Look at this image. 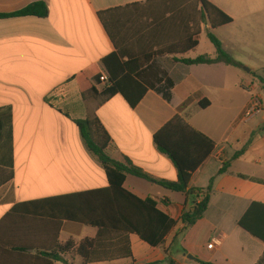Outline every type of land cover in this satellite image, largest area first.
Returning <instances> with one entry per match:
<instances>
[{
    "label": "crops",
    "instance_id": "0c3cea01",
    "mask_svg": "<svg viewBox=\"0 0 264 264\" xmlns=\"http://www.w3.org/2000/svg\"><path fill=\"white\" fill-rule=\"evenodd\" d=\"M207 1L233 22L212 30L202 20L199 0H0V14L34 3L48 8L46 18H0V170L5 171L0 179L13 173L0 186V264H84L74 251L58 254L57 246L95 239L99 230L64 218L57 199L109 187L103 165L75 123L90 113L111 138L113 160L130 161L167 182L178 181V170L155 136L181 118L200 135L178 124L163 140L196 168L190 188L206 189L215 177L207 212L185 234L177 236L183 229L179 223L157 248L131 234L134 259L90 264H169L164 263L168 256L176 264H199L196 258L264 264V242L239 226L252 203L264 204V0ZM210 30L239 67L176 62L215 59ZM116 54L115 64L127 66L123 73L115 67L117 79L146 89L135 107L120 92L106 95L108 86L101 81L93 94L83 93L73 80L92 67L110 77L103 60ZM168 80L170 100L161 92ZM257 96L263 112L243 122ZM124 188L142 200L153 199L176 221L193 204L192 197L134 176H127ZM117 238L108 234L103 251L113 252ZM216 238L220 244L209 249ZM55 254L64 261H54Z\"/></svg>",
    "mask_w": 264,
    "mask_h": 264
},
{
    "label": "trees",
    "instance_id": "16d2710c",
    "mask_svg": "<svg viewBox=\"0 0 264 264\" xmlns=\"http://www.w3.org/2000/svg\"><path fill=\"white\" fill-rule=\"evenodd\" d=\"M199 2L202 4L200 10L202 20L204 22H209L212 30L229 25L233 22L232 17L219 10L207 0H199ZM27 16L46 18L48 17V8L44 3H34L16 13L0 14V18ZM212 30L208 31V38L216 48L215 59H212L209 56H200L196 59H180L176 60V62H182L187 65L223 62L233 67H239L240 64L234 61V59L224 50L222 43L213 34ZM197 45L198 41L194 43V47ZM119 59V56L116 54L103 60V64L110 74L109 86L104 92L106 95H113L120 92L129 101L131 106L135 107L144 96L146 89L141 88L139 83L134 82V84L127 86L125 80L117 79V76L115 75V67H118V64L115 63H117L116 61ZM120 65L121 68L118 67V70L121 69L120 72L123 73L126 71L127 66L126 64ZM100 79L101 75L95 67H92L85 73L73 78V80L80 86V89L83 90V93L86 91L93 94L97 92L96 88L100 85ZM172 88L173 83L168 80L163 91H161L167 100L171 99ZM46 101L55 108V105L51 102V97H48ZM202 107L205 106L202 104ZM65 116L69 117L67 114ZM75 123L78 126L88 150L95 155L103 165L109 180V187L57 199L62 201L61 209L65 210V214L63 215L64 218L76 223L95 227L99 230L98 236L95 239H85L78 244L74 241H68L65 245H58V254H65L74 251L83 259L84 264H90L101 259H134L130 243L131 234L139 236L142 241L153 248H157L165 244L166 238L179 223L183 225V229L177 236L185 234L204 217L212 199L215 177L210 180V185L206 189L190 188L192 175L196 168L188 166L185 159H183L175 149L171 148L163 140L166 133L178 124L183 125L196 135H200L188 127L181 118H175L155 136V143L160 152L168 156L178 170L179 178L177 182H167L157 179L135 167L130 161L121 163L113 160L108 153L111 138L96 115H89L83 121L75 120ZM209 142L214 144L211 140H209ZM212 150L213 147L208 154H211ZM244 152L245 149L238 151L231 160L224 162L218 175L227 172L232 162L243 155ZM207 156L209 155H206L202 162L206 160ZM3 173H5V171L0 170V178ZM127 176L145 179L157 183L173 192L183 193L187 197L193 198V204L191 207H187L186 205L181 219L176 221L163 213L158 208V203L153 199L148 198L142 200L128 192L124 188ZM12 177L13 173L11 171L7 172L5 178L0 179V186L3 183L10 181ZM239 226L253 237L264 242V204L252 203L239 221ZM108 234L118 236L116 240L117 248L109 254L103 251V248L107 247L106 237ZM182 252L186 253L183 249ZM58 254L52 255L53 260L64 261V259ZM195 261L199 264H211L199 261L197 258ZM166 262L169 264H176L170 256L166 258L164 263ZM150 264H161V262Z\"/></svg>",
    "mask_w": 264,
    "mask_h": 264
},
{
    "label": "built area",
    "instance_id": "2783aa9c",
    "mask_svg": "<svg viewBox=\"0 0 264 264\" xmlns=\"http://www.w3.org/2000/svg\"><path fill=\"white\" fill-rule=\"evenodd\" d=\"M100 81L105 84L106 86H109V76L108 75H102ZM263 112V103L262 100L257 96L254 97L247 108L245 109L243 115H242V121L243 122H249L258 115H260ZM220 244V239L216 238L213 239L212 243L209 244V249H214L216 246Z\"/></svg>",
    "mask_w": 264,
    "mask_h": 264
},
{
    "label": "rangeland",
    "instance_id": "374dc122",
    "mask_svg": "<svg viewBox=\"0 0 264 264\" xmlns=\"http://www.w3.org/2000/svg\"><path fill=\"white\" fill-rule=\"evenodd\" d=\"M262 37H263V35H262ZM90 115H93L92 113H90ZM82 120V119H81ZM85 120V119H84ZM83 121V120H82ZM158 194H161L160 192H157ZM181 253H183V252H181ZM176 254V253H175Z\"/></svg>",
    "mask_w": 264,
    "mask_h": 264
},
{
    "label": "water",
    "instance_id": "95a60500",
    "mask_svg": "<svg viewBox=\"0 0 264 264\" xmlns=\"http://www.w3.org/2000/svg\"><path fill=\"white\" fill-rule=\"evenodd\" d=\"M189 259H194L191 255H189V257H188Z\"/></svg>",
    "mask_w": 264,
    "mask_h": 264
}]
</instances>
